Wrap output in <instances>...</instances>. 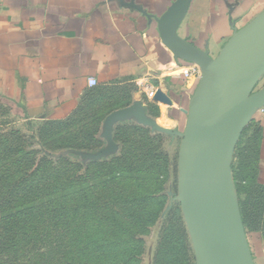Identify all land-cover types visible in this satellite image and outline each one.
<instances>
[{
    "label": "crops",
    "instance_id": "1",
    "mask_svg": "<svg viewBox=\"0 0 264 264\" xmlns=\"http://www.w3.org/2000/svg\"><path fill=\"white\" fill-rule=\"evenodd\" d=\"M174 1L3 0L0 104L22 122L60 121L85 98L112 89L117 105L98 133L105 158L119 151L112 136L116 125L146 126L133 113L114 116L111 148L105 128L116 111L139 103L157 124L175 128L185 121L197 82L182 75L192 63L175 59L160 40L158 20ZM263 10L264 0H190L178 34L215 57L235 31ZM145 78L158 84L163 101L144 94ZM146 101L156 105V114L147 111ZM252 120L260 131L257 180L264 185V118L255 113Z\"/></svg>",
    "mask_w": 264,
    "mask_h": 264
},
{
    "label": "trees",
    "instance_id": "2",
    "mask_svg": "<svg viewBox=\"0 0 264 264\" xmlns=\"http://www.w3.org/2000/svg\"><path fill=\"white\" fill-rule=\"evenodd\" d=\"M116 101L112 89L99 90L82 100L69 118L42 122L38 136L48 148L94 151L103 144L98 137L100 124ZM146 108L156 114L153 102L146 101ZM112 136L118 153L90 160L83 168L63 157L55 167L58 171L42 181L28 184V173L14 176L9 169L0 174L4 184L0 264H140L141 236L164 207L170 158L162 151L164 134L150 127L122 123L113 128ZM12 140L7 141L0 164L11 156ZM259 141V126L252 120L236 144L233 173L238 194L243 195L246 232L264 235V185L257 180ZM29 162L24 163L27 169L51 164L45 157L37 163L32 157ZM80 169L83 172L78 173ZM53 178L58 179V187H45ZM74 185L79 189L73 197L64 196V189ZM176 211L169 212L161 229L154 264H181L186 259L184 226Z\"/></svg>",
    "mask_w": 264,
    "mask_h": 264
},
{
    "label": "water",
    "instance_id": "3",
    "mask_svg": "<svg viewBox=\"0 0 264 264\" xmlns=\"http://www.w3.org/2000/svg\"><path fill=\"white\" fill-rule=\"evenodd\" d=\"M190 0H175L158 20L161 43L175 59L196 64L200 76L182 131L162 127L136 103L108 117L135 114L153 131L180 137L177 200L195 264H254L239 215L231 160L242 131L264 106V10L235 31L215 57L178 34ZM154 101H163L158 89ZM102 152V151H101Z\"/></svg>",
    "mask_w": 264,
    "mask_h": 264
},
{
    "label": "rangeland",
    "instance_id": "4",
    "mask_svg": "<svg viewBox=\"0 0 264 264\" xmlns=\"http://www.w3.org/2000/svg\"><path fill=\"white\" fill-rule=\"evenodd\" d=\"M264 86V74L260 78L259 82L255 86L254 90H258ZM184 118L178 123L175 128L179 131H182L184 126ZM42 123H26L19 121L15 118V116L10 112L9 108L6 105L0 104V157L5 156L2 152L5 150V145L9 139H13L12 144L13 147L10 146L12 150L11 156L6 158L0 164V174H3L6 169H9L10 174L14 176H19L22 173H28L26 183H32L38 180H43L49 174H52L53 171H58L57 168L60 158L65 157L68 161L72 163H78L82 166V168L87 164L90 160H97L105 158L103 156V152L101 149L104 147V142L102 146L94 151H81L74 149H55L46 147L45 143L38 136V130H40ZM167 128V127H166ZM14 133V134H13ZM159 133V132H158ZM164 134V140L162 143V151L166 153L170 158V174L169 178L166 181L163 189V194L165 195V203L163 210L160 214V217L156 220V222L148 227V231L141 236L142 238V254L140 255L139 261L140 264H154V255L157 250L158 242L161 235V229L163 225L166 224L169 216V212L171 213L173 210H177V214L182 218V224L184 226L185 236H186V259L182 260L181 264H195L194 252L192 249L189 233L181 212L180 204L177 200V153L180 143V137L175 136L172 137L169 134ZM53 138H48V140ZM47 140V139H46ZM9 153V152H7ZM34 157L35 162L42 157H45L51 164L48 165H39L32 168L27 169L24 163L31 161V158ZM25 159V160H24ZM21 160L22 165L16 163V161ZM234 154L231 160V168H232V176L235 187V193L237 197V205L239 210L240 219L242 222V226L244 229V233L249 245V249L253 258L254 264H264V235L258 231L246 232V226L244 224V219L242 217V208L240 203L242 202V196L239 195L237 191V186L234 181ZM30 163V162H29ZM54 166V168L52 167ZM63 166V165H62ZM68 166V165H67ZM70 173L73 171L71 168L69 169ZM83 172V169H80L78 173ZM50 183H45V187H58L60 183H58V179L54 180V178L49 181ZM4 187L2 181H0V190ZM79 189V186L67 187L64 189V196L73 197L72 194ZM64 198L61 197L60 200ZM48 200V198L41 199V201ZM51 200V199H50ZM58 200V199H57ZM27 201V200H25ZM24 200H19L18 203L24 202Z\"/></svg>",
    "mask_w": 264,
    "mask_h": 264
},
{
    "label": "built area",
    "instance_id": "5",
    "mask_svg": "<svg viewBox=\"0 0 264 264\" xmlns=\"http://www.w3.org/2000/svg\"><path fill=\"white\" fill-rule=\"evenodd\" d=\"M3 5V0H0V10L2 8ZM182 75L186 78V79H192L194 82H197L199 76H200V69L196 64H191L190 66H188L187 68H185L182 72ZM141 88L142 91L144 92V94L153 100V96L155 94V92L159 89L158 84H155L151 81H149L147 78L143 79L141 82ZM256 114L261 117L264 118V106H261L257 109Z\"/></svg>",
    "mask_w": 264,
    "mask_h": 264
}]
</instances>
